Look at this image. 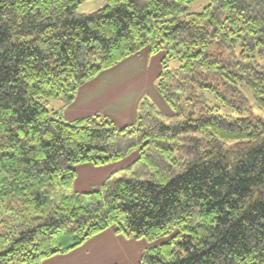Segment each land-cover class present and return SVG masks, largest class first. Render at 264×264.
<instances>
[{"label": "trees", "instance_id": "obj_1", "mask_svg": "<svg viewBox=\"0 0 264 264\" xmlns=\"http://www.w3.org/2000/svg\"><path fill=\"white\" fill-rule=\"evenodd\" d=\"M83 1L0 0V264H41L109 227L151 243L137 264H264V0L82 14ZM144 50L165 51L170 115L147 99L124 126L48 108ZM135 149L98 188L73 189L75 165Z\"/></svg>", "mask_w": 264, "mask_h": 264}, {"label": "rangeland", "instance_id": "obj_2", "mask_svg": "<svg viewBox=\"0 0 264 264\" xmlns=\"http://www.w3.org/2000/svg\"><path fill=\"white\" fill-rule=\"evenodd\" d=\"M108 0H84L78 12L89 14L107 4ZM207 0H195L191 11H199ZM185 18H188L186 16ZM165 51L149 54L147 50L131 55L113 67L100 72L93 79L85 81L77 90L72 103L62 107L58 100L48 101V108L61 112L63 120L99 114L112 120L117 126L130 125L137 116V104L145 99L166 115L172 113L171 107L157 90L161 59ZM175 58L168 60L169 68L177 67ZM252 105H254L252 103ZM254 110L257 108L252 107ZM138 156V149L125 158L104 165L81 163L75 165L76 177L73 189L88 191L99 185L113 171L119 170ZM123 175L117 172L116 176ZM162 238L153 241L158 243ZM151 243L144 238L125 236L114 232L112 227L91 236L81 245L65 254H56L43 260L41 264H137L144 249ZM12 264H21L16 261Z\"/></svg>", "mask_w": 264, "mask_h": 264}, {"label": "crops", "instance_id": "obj_3", "mask_svg": "<svg viewBox=\"0 0 264 264\" xmlns=\"http://www.w3.org/2000/svg\"><path fill=\"white\" fill-rule=\"evenodd\" d=\"M137 106H138V104H137ZM71 252V251H70ZM69 253V252H68ZM65 254H67V253H65ZM61 255V254H60Z\"/></svg>", "mask_w": 264, "mask_h": 264}]
</instances>
